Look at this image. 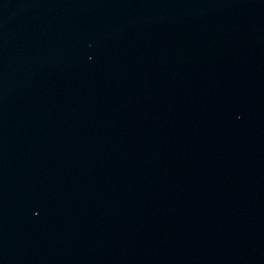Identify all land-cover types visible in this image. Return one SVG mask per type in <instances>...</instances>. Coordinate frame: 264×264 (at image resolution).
<instances>
[{"label":"water","instance_id":"obj_1","mask_svg":"<svg viewBox=\"0 0 264 264\" xmlns=\"http://www.w3.org/2000/svg\"><path fill=\"white\" fill-rule=\"evenodd\" d=\"M0 264H264V0H0Z\"/></svg>","mask_w":264,"mask_h":264}]
</instances>
